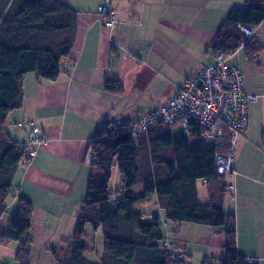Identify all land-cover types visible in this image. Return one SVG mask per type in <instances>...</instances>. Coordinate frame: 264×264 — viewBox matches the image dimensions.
<instances>
[{
    "label": "crops",
    "instance_id": "0c3cea01",
    "mask_svg": "<svg viewBox=\"0 0 264 264\" xmlns=\"http://www.w3.org/2000/svg\"><path fill=\"white\" fill-rule=\"evenodd\" d=\"M64 1L76 12L72 51L60 61L61 72L54 82L35 73L25 76L22 107L6 115L3 128L12 141L26 143V123L34 122L45 141L28 165L16 168L1 225H7L21 202L29 203L33 209L29 260L34 252H44L55 264L51 251H60L71 239L86 199L90 173L86 159H92L90 143L98 125L137 123L149 111L165 106L188 78L215 63L208 48L230 11L247 8L245 0ZM99 7L114 12L115 25L102 23ZM255 40L259 50L253 56L247 58L241 48L226 60L239 70L246 94L257 100L249 105L245 128L234 146L231 173L224 179L233 191L225 193L222 206L235 218L238 254L264 264V20ZM241 50L243 58L236 59ZM107 81L118 84L119 90H107ZM119 179L115 164L109 182L113 194L120 189ZM204 188L202 195L198 191L202 204L208 202ZM116 199L114 195L111 202ZM134 210L147 219L164 221L155 195L134 204ZM166 224L164 233L169 237ZM86 233H93L87 242L91 251L101 229L87 226ZM209 235L208 243L220 255L207 259L216 264L223 257L222 238L214 229ZM19 246L17 241L0 244L14 258ZM89 257L86 254L92 261Z\"/></svg>",
    "mask_w": 264,
    "mask_h": 264
},
{
    "label": "trees",
    "instance_id": "16d2710c",
    "mask_svg": "<svg viewBox=\"0 0 264 264\" xmlns=\"http://www.w3.org/2000/svg\"><path fill=\"white\" fill-rule=\"evenodd\" d=\"M245 2L247 8L233 9L228 14L211 46L214 51L230 56L244 41L247 58L259 50L255 36L245 40L237 26L260 25L264 20V0ZM75 38L76 12L64 0H0V244L19 243L17 264H29L33 209L23 201L7 225H1L14 173L26 154L5 133L6 115L22 107L26 75L35 73L50 82L58 78L60 61L69 57ZM105 88L119 90L118 84L111 81ZM129 124L106 121L98 125L90 143L92 160L86 199L71 239L60 251H51L56 263L172 264L173 256L163 243L166 235L161 220L147 219L134 210V204L155 195L167 223L208 226L222 238L223 257L216 264H256L238 254L235 218L223 210L226 175L216 173L214 157L225 153L226 148L199 141H174L169 128L159 122L135 138L127 131ZM115 164L120 189L113 194L109 182ZM198 183L207 188L206 204L199 201ZM114 195L117 199L112 203ZM87 226L101 229L104 238L97 262L86 258L88 253L95 254L84 240ZM169 240L184 255L180 245ZM176 264H185L184 258ZM203 264L211 262L206 258Z\"/></svg>",
    "mask_w": 264,
    "mask_h": 264
},
{
    "label": "built area",
    "instance_id": "2783aa9c",
    "mask_svg": "<svg viewBox=\"0 0 264 264\" xmlns=\"http://www.w3.org/2000/svg\"><path fill=\"white\" fill-rule=\"evenodd\" d=\"M97 12L106 27L116 24L114 12L107 7H99ZM237 28L245 40L254 37L257 32V27L238 25ZM244 43L245 41L239 49L243 48ZM208 54L215 59L212 66L188 78L183 87L167 99L165 106L149 111L135 124L130 123L127 131L139 138L156 122L167 128L178 126L185 131L189 140L193 137L194 141L206 146L226 148L225 153L215 154L214 167L218 175H228L231 173L234 146L248 119L249 105L257 97L246 94L239 70L226 63L229 56L221 51H214L212 47L208 48ZM26 128L28 141L18 145L26 153L21 160L22 165L31 162L37 148L45 141L42 130L34 122H27ZM86 161L90 163L91 157L88 156ZM225 191L230 193L233 188L227 186ZM163 243L173 256L172 264L183 258L178 247L167 236Z\"/></svg>",
    "mask_w": 264,
    "mask_h": 264
},
{
    "label": "rangeland",
    "instance_id": "374dc122",
    "mask_svg": "<svg viewBox=\"0 0 264 264\" xmlns=\"http://www.w3.org/2000/svg\"><path fill=\"white\" fill-rule=\"evenodd\" d=\"M244 52L241 50L235 54V58L237 59L239 56L243 58ZM211 57V55H210ZM213 57V56H212ZM211 57V58H212ZM210 58V59H211ZM229 57H227L228 60ZM212 62H215L214 57L212 58ZM141 120V119H140ZM135 124V123H133ZM170 135L174 141H191L194 142V138L192 137L190 140L185 133V131L176 126L169 128ZM135 144V141H133ZM92 160V159H91ZM90 164V163H89ZM120 180V179H119ZM118 180V183H120ZM116 183L114 181L111 182V186H115ZM198 191L199 194L202 195L205 191V188L202 184L198 183ZM166 221H163V223ZM167 224H163L162 226L165 228ZM167 232L169 233V237L173 239V242L177 245L182 246L184 248V263L185 264H203L206 258H216L219 257V252H217L214 245L210 243V233L213 230L211 227L196 225L190 223H183L179 225H173L172 223L168 224ZM175 228V230H173ZM91 235L93 233H86L84 240L86 242L91 241ZM168 237V236H167ZM168 237V238H169ZM2 245L5 243H1ZM14 246V244H13ZM104 246V238H101L95 241L93 246V251H96L95 254H90V259L94 262L99 261L98 256L99 252L103 250ZM46 253L44 252H34L33 256L29 260V264H55V262L50 261L49 257L46 259ZM49 256V255H48ZM0 264H17L15 258L12 254L8 253L6 249L0 248Z\"/></svg>",
    "mask_w": 264,
    "mask_h": 264
}]
</instances>
